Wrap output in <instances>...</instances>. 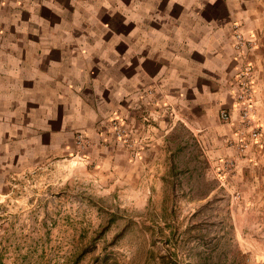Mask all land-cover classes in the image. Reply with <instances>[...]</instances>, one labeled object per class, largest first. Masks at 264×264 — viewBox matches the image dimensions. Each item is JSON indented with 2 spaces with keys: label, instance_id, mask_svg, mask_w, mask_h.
I'll return each mask as SVG.
<instances>
[{
  "label": "crops",
  "instance_id": "0c3cea01",
  "mask_svg": "<svg viewBox=\"0 0 264 264\" xmlns=\"http://www.w3.org/2000/svg\"><path fill=\"white\" fill-rule=\"evenodd\" d=\"M234 24L255 41L247 59L264 126V0H0V194L15 177L73 158L79 133L99 177H160L178 126L255 172L264 188V131L243 152L234 145ZM147 90L174 119L156 124L134 157L107 119L124 118L140 137Z\"/></svg>",
  "mask_w": 264,
  "mask_h": 264
},
{
  "label": "rangeland",
  "instance_id": "374dc122",
  "mask_svg": "<svg viewBox=\"0 0 264 264\" xmlns=\"http://www.w3.org/2000/svg\"><path fill=\"white\" fill-rule=\"evenodd\" d=\"M167 138L169 162L153 179L99 177L87 152L12 179L0 194V264H71L110 215L116 221L78 264L125 227L109 248L121 264H264L257 174L184 127Z\"/></svg>",
  "mask_w": 264,
  "mask_h": 264
},
{
  "label": "built area",
  "instance_id": "2783aa9c",
  "mask_svg": "<svg viewBox=\"0 0 264 264\" xmlns=\"http://www.w3.org/2000/svg\"><path fill=\"white\" fill-rule=\"evenodd\" d=\"M233 49L238 61L236 74L231 85L234 100V111L238 115L235 121L234 145L238 151H245L249 148V143L257 142L263 135L264 126L261 125L255 115L254 95L255 78L252 64L248 61L247 55L255 48V41L246 38L241 32L238 24L233 25ZM142 97L148 98V107L142 104L138 108L139 118L143 128V134L135 138L133 131L128 127L126 120L117 115L107 119V127L112 138L121 143L127 151L136 153L150 143V136L155 125H166V119H174L173 110L167 105L158 106L153 98L152 90H147ZM155 108L154 110L152 109ZM155 110H162V113L154 114ZM156 116V117H155ZM220 119L225 123H232L231 114L222 110L219 114ZM75 146L81 157L86 155L90 142L86 134L79 133L75 138ZM134 151V152H133Z\"/></svg>",
  "mask_w": 264,
  "mask_h": 264
},
{
  "label": "trees",
  "instance_id": "16d2710c",
  "mask_svg": "<svg viewBox=\"0 0 264 264\" xmlns=\"http://www.w3.org/2000/svg\"><path fill=\"white\" fill-rule=\"evenodd\" d=\"M172 170V167H171ZM116 221L115 215H110L107 218V222L105 225H103L100 230L95 234V236L92 239V245H90L88 248H84L73 260L71 264H78L80 260L87 254L92 252V250L95 248V242L97 240H101L105 233L109 230L111 225ZM127 227L120 230L118 233H116L112 239L108 242H104L101 246L100 252L94 256L89 264H121V260L117 256V254L110 252L109 248H113L116 246L117 242L123 237L125 234V230Z\"/></svg>",
  "mask_w": 264,
  "mask_h": 264
}]
</instances>
